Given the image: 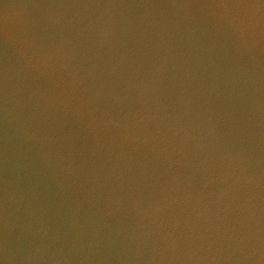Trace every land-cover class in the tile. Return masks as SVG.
<instances>
[{
	"label": "water",
	"instance_id": "water-1",
	"mask_svg": "<svg viewBox=\"0 0 264 264\" xmlns=\"http://www.w3.org/2000/svg\"><path fill=\"white\" fill-rule=\"evenodd\" d=\"M0 264H264V0H0Z\"/></svg>",
	"mask_w": 264,
	"mask_h": 264
}]
</instances>
